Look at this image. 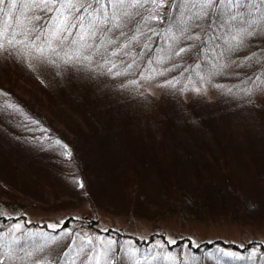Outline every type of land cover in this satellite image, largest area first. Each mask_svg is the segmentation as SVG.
Here are the masks:
<instances>
[{
  "label": "rangeland",
  "instance_id": "obj_1",
  "mask_svg": "<svg viewBox=\"0 0 264 264\" xmlns=\"http://www.w3.org/2000/svg\"><path fill=\"white\" fill-rule=\"evenodd\" d=\"M28 3L29 0H17L19 9L8 8L7 2L3 6L5 11L0 16L15 18L17 22L15 36H22L25 21L38 11L35 6L26 7ZM194 3L195 0H162L157 5L148 0L143 7L130 10L136 13L128 19L130 24L138 18L141 24L153 20L160 29L169 15L167 10L171 9L172 24L162 32L160 40L156 37L158 31L153 33L152 38L145 41L144 53L139 51L148 56L145 73L124 82L128 93L138 98L130 103L129 94L122 93L116 103L120 108L131 110L137 106L135 113L145 121L168 115V110L175 105L178 114L198 105L201 117L209 115L221 130L232 131L235 137L239 132L242 145L238 146L235 140L223 141L226 151L219 146L214 152L207 148L199 157L194 155L199 169L192 170L194 176L192 173L171 176L169 166L172 167L174 154L170 148L174 146L165 138L160 140L166 141L167 148L160 152L158 147L144 146L140 142L133 143L128 150V146L113 138L107 139L104 146L97 145L93 137H108V134L103 127H95L98 122L90 112L84 111L73 93L77 90L87 94L84 85L88 82L84 76L67 75L75 69L72 62L66 66L56 57L46 56L44 44L41 46L46 49L44 55L36 51L38 45L32 49L19 45L29 56L12 54L15 48L10 47L7 53L11 58H8L21 66L12 63L17 72L13 80L19 84L14 89L16 93L22 90L26 97L33 95L26 94L31 88L28 84L34 85L38 96H44V89L56 92L54 124L62 126L63 117L70 116L80 126L87 127L86 135L91 140L81 137L78 131L70 132L71 135L62 133V140L39 138L41 151L15 147L19 150L16 155L22 157L17 163L15 157L1 150L4 144L0 143V216L13 218L7 222L0 220V264H231L233 261L264 264V173L258 170V162L264 163V87H258L264 76L252 84L257 76L264 75V64L261 68L254 67L261 59L255 56L263 43L264 31L248 29L251 35L242 31L248 27L246 21L250 19L244 9H241L244 15L230 20L222 4L190 8ZM102 4L104 9L110 7L107 0H102ZM78 8L77 5L63 9L64 15L68 16L67 10ZM189 11L195 12L191 14L193 19L186 18ZM204 14L213 19L215 28H211L210 36H216V42L208 43L207 51L217 52L223 58L215 76L218 81H212L214 76L207 74L205 82L209 83L192 77L188 83L182 82L179 93L174 85L161 89L164 73L177 72L181 77L192 69L199 55L203 56L204 50L196 54L193 62L187 57L191 50L198 51L200 46L193 42H198L199 36L207 30V19L203 18V26L197 23ZM183 22V26L176 28ZM52 24L46 27L43 38H50ZM83 53L93 54L92 50ZM242 56H252L256 61L242 66ZM212 61L206 59L205 63ZM86 71L85 67L83 72ZM3 72L6 71L0 72V80L6 85L8 76ZM185 75L187 80L188 74ZM232 95L236 98H231ZM214 102L222 106L217 114H214ZM104 113L101 115L105 120H99L103 123L106 121ZM132 115V120L138 117ZM215 115L226 121L217 123ZM188 117L175 115L179 123L175 124V130L188 129L180 125L190 124L192 118ZM108 118L113 120L110 115ZM167 119L161 121V126ZM89 125L95 128L94 133ZM83 139L88 145L82 144ZM137 145L142 151L153 149L154 156L141 155ZM65 151H70L71 156L66 157ZM99 151L114 152L115 161L102 160L104 154ZM156 166L162 170L159 176L153 171ZM80 173L85 178L83 187L79 186ZM217 240L225 245H215L210 252L199 250L193 254L186 246L187 241L196 247ZM24 244L22 254H15V248ZM169 245H173L172 248H168ZM224 253H235L245 259L237 260Z\"/></svg>",
  "mask_w": 264,
  "mask_h": 264
},
{
  "label": "trees",
  "instance_id": "obj_2",
  "mask_svg": "<svg viewBox=\"0 0 264 264\" xmlns=\"http://www.w3.org/2000/svg\"><path fill=\"white\" fill-rule=\"evenodd\" d=\"M80 2L84 3L85 0H81ZM59 5V2H57L56 4L47 5V7H34L35 10L38 11L34 15H30L25 21V27L22 28V36L13 35L14 28L17 25L15 18L3 19L0 16V44L4 45L3 48H0V53H7L9 48L12 47L15 48L12 54L20 53L22 55L29 56L28 51L21 49V46L32 49L34 46L38 45L41 47L42 44H44L47 48L46 56L56 57L58 60H60V63L63 62L66 66H69V64L65 63V61L71 57L72 64L75 66V69H72L73 73H69L67 75L71 76L73 74L74 76L77 74L79 77L84 76L88 82V85H84L85 89L87 90V94L85 93L84 95L78 93L77 90H74L76 89L74 85L73 93L76 94L75 97H77L79 103L81 106H83L82 108L84 111L90 112L93 118L98 122L95 127H103L104 131H106L108 134V137H93V141H96L97 145L104 146L105 143H107V139L113 138L112 140L114 141L119 140L121 145L124 144V146H128V150H130L133 143L140 142L143 143L144 146L152 144L155 147H158V151L160 152L167 148L164 142L168 141L174 146L170 148L174 154L173 158L171 159L172 167L169 166V172L171 173V176H186L189 173H192L194 176L195 172L192 170H199L194 155L199 157L198 155L202 154V152H204L207 148H211V150L214 152L219 146L224 147L223 150L226 151L227 148L224 146L223 141L230 140L233 142L235 140L234 143H236L238 146L239 144L242 145L239 140L241 139L239 137V132L237 137H235V135L232 134V131L228 132V130H221V128L218 127V125L213 121V118L209 117V115H204L201 117L202 114L198 105H196L194 108L191 106L188 107L187 112L182 114L177 113L176 109H178V107L175 105L171 110H168L170 112L168 115L157 117L153 121L152 119L145 121L139 115H137V113H135V111H137V106L132 107L133 110H131L129 107L120 108L116 103L117 98L120 97L122 93L129 94L124 82L129 80V78H138L141 74L143 75V73H145L146 62L149 61L147 60L148 56L146 54H141L139 51L142 50L144 53L145 41L149 37L151 39V35L153 33L158 31L156 37L159 40L161 39L160 36H162V32H166L168 25L172 24L170 19V11H172L171 9L167 10L166 13H169V15H166L164 23L160 29L159 26H157V21L154 22L152 20L141 24L140 18H138L134 24H130L128 19L125 22V20L121 18L120 20L116 21V23L121 25V27L117 28L113 27L111 24L100 25L94 21L93 17L90 16V13H93L95 9H98L100 5L93 3V0H87L85 7L78 8V10L76 9L74 11L67 10L69 21L75 26L70 27L67 31L63 32L60 40H53L52 47L49 48L47 43L49 39L43 38V35L46 33V27H49L50 24L54 22ZM16 8L19 9L18 6H16ZM190 8L194 9L193 5ZM104 10L109 15H111L113 8L112 6H107V8ZM191 11H189L188 14L190 15L186 18L193 19L191 14H195V12L191 13ZM149 12L150 10L147 11L148 15ZM0 15H2V13ZM10 15L11 14H8L7 16ZM33 17H36V19H32ZM80 17L84 18L83 21L79 19ZM203 18L207 19V30H205L203 35L199 36L198 42H193L195 46H200L197 48L198 51L191 50L187 57L189 58L190 62H193L196 58V54L204 50L203 56L200 57L199 55L192 63V69L185 72L188 74L187 80L185 79V73L181 77L177 72L164 73L163 78L161 79V89L167 90L174 85L175 88H178L179 93L182 91V82L186 84L192 77H194L196 80H200L201 82H205V76L207 74H212L214 76L212 81H218L215 79V76L220 63L223 62V58L217 52L209 53L207 51L208 43L211 41L216 42V36H210L211 28H215V26L212 25L213 19H209L207 14H204L200 20L198 19L197 23L203 26L202 24H205V19ZM183 25L184 22L181 25H177L176 28H179ZM148 27H154V29ZM105 29L107 30L105 31ZM93 32L94 35H90V33ZM81 34H85L84 40L80 39ZM10 41L12 43H9ZM190 45H193L192 42ZM210 47L213 48L214 46L210 45ZM200 48H202V50H199ZM52 49H55V51ZM90 50L93 52L92 55L91 53H87ZM82 51L86 52L87 54L83 53ZM77 53H79V55H77ZM113 53H115V55H113ZM32 56L35 57L34 55ZM259 56H261L259 61L252 59V56H242L240 59L241 65H248V61H251L253 64V62L256 61L254 67L261 68V66H263L264 40L263 43L258 47L255 57L259 59ZM8 57L11 58L8 53L4 54V56L0 54V72L6 71L3 72V74L5 77L8 76L6 79V85H4L2 80H0V143L4 144L1 150L8 152L11 154V156L15 157L14 162L17 163L18 160H22V157H18L16 155L19 150L15 147L20 146L22 148L26 147L34 151H41V146L38 145L39 138L45 141L55 138L62 140V133L71 135L70 132L76 133V131H78L81 137L85 138L86 136L87 140H91L88 138V135H86L87 127L80 126L74 121L75 119L71 118L70 116L66 117L65 115L63 117L64 120L61 122L62 126L54 124V117L56 116L55 109L57 108V105L56 103L53 104V101L55 99L54 94H56V92L49 93L46 91L48 89H44V96H38L34 85L28 84L31 88L26 94L34 93L33 95H27L26 97L22 90L16 93L14 89L19 84L18 81L13 80L17 77V72L15 70V66L12 65V63L17 65L19 64L13 60H10ZM85 57H91V59L88 60L85 59ZM186 58H182V60L189 61ZM206 59L207 61L209 59L213 61L210 64H206ZM113 65H115V67H113ZM205 65L209 66V68H205ZM85 67L87 71L83 72ZM109 69L111 70L109 71ZM164 69L165 68H162V70ZM78 76L74 77L78 78ZM262 76L264 75L257 76L256 79L253 80L252 84L259 81L258 78L261 79ZM167 83H170V85H166ZM72 84H74V82ZM88 87L90 89H88ZM133 98L137 99L138 96L129 94L128 102L131 103ZM231 98L236 97L232 95ZM220 100L224 102L222 99ZM231 100L232 99H229V101ZM42 101L44 103H42ZM214 103H216L213 104L216 112L214 114H217L219 113L222 106L217 102ZM9 104L15 105L20 109V111H14L13 109L8 108L7 105ZM103 112L106 114V121L104 123L99 121L105 120L101 115ZM107 114L112 116V121L109 120ZM132 114L137 115L138 117L136 119L134 117L135 120H132L130 119V117L133 118ZM175 115H180L183 117L190 116L192 118V122L190 124L180 123L181 127H188V129L175 130V124L178 123V121L174 118ZM215 116L217 117V123L219 124H223L226 121L221 116ZM165 117L168 119L167 121L163 122L164 126H161L160 123ZM190 117L188 118L190 119ZM205 118L207 119L204 122L203 119ZM107 119L109 121H107ZM200 120L203 122H198ZM88 121L89 120H86L85 122L89 124ZM194 126H196V128H194ZM88 127L93 129V133L96 131L91 125ZM217 127L219 129L218 131H215L217 130ZM210 128L213 129L211 130ZM180 131L181 134L179 133ZM44 136H46V138H44ZM75 136L76 138L79 137L77 135H73V137ZM161 138H165L166 141H164V139L160 140ZM83 141L84 142L82 144L88 145L87 142H85V139H83ZM262 144L264 145V139L262 140ZM136 149L141 153V155L149 158L150 154H155L153 149L142 151L138 145L136 146ZM99 152L103 153L102 151ZM45 154L47 153L45 152ZM103 154L104 156L102 157V160L112 158L113 161H115L114 152L113 154L112 152H110V154L104 152ZM118 158L121 160L120 157ZM157 160L159 159H154V161ZM116 164H118L117 161ZM258 164V170H260L261 173H264V163L258 162ZM157 166H160V164ZM157 166L155 169H153V171H155L156 175L159 176L162 174V170H160ZM130 172H132V170H130ZM81 182L85 183V178L82 175ZM3 192L7 193L5 190H3ZM9 205L12 207L14 206L11 202ZM20 217L24 218V216ZM0 220L2 222H7L12 221L13 218H3L0 216ZM215 245L220 246L225 244L221 240L210 243L204 242L197 245L196 247L192 246L191 243H188V241L186 244L193 254L197 253L199 250L202 252H210L211 248ZM172 246L173 245H169L168 248H172ZM179 247H181L180 244ZM24 248L25 244L23 246L16 247L15 254L21 255ZM230 263L238 264L236 261Z\"/></svg>",
  "mask_w": 264,
  "mask_h": 264
},
{
  "label": "snow or ice",
  "instance_id": "obj_3",
  "mask_svg": "<svg viewBox=\"0 0 264 264\" xmlns=\"http://www.w3.org/2000/svg\"><path fill=\"white\" fill-rule=\"evenodd\" d=\"M6 2L8 8L10 9L17 6V0H0V13H3L5 11V8L3 6L6 4ZM57 2H59L60 4V10H58V15L56 16L55 21L53 22L50 29V38L47 41L49 48L52 47L53 40H60L63 32L67 31L70 27L75 26L70 23L68 16L64 15L63 9L74 8L77 7V5L79 6V8H83L85 7L87 0H85L84 3H81L80 0H29V3L25 5L26 7H41L42 5L47 7V5L56 4ZM146 2H148V0H107V4L112 6L113 8L111 15H109L107 12H105L104 5L102 4L101 0H93V3L100 5V7L98 9H95L93 13H90V16H92L93 20L100 25L111 24L113 27L119 28L121 27V25L119 23H116V21L123 18L126 22L127 19H129L131 16L136 15V13H133L130 10L132 8L143 7L144 3ZM160 2H162V0H151V3L157 5ZM221 4L224 5L227 9L228 17L230 20H237L240 16L244 15L245 13L241 12V9H244L246 11V14L248 17H250V19L246 21L248 27L242 30L244 33L251 35L252 33L249 32L248 29H252L253 31H264V0H195L193 6L199 5L200 8L203 9L211 7L213 5ZM32 19H36V17H33ZM79 19L83 21L84 18L80 17ZM106 30L107 29H105V31ZM90 35H94V32L90 33ZM84 38L85 34H81L80 39L84 40ZM9 43L12 42L10 41ZM3 47L4 45L0 44V48ZM52 50L55 51V49ZM36 51L41 55H44L46 49L43 47H39L36 49ZM77 55H79V53H77ZM113 55H115V53H113ZM85 59L90 60L91 57H85ZM70 62H72L71 57H69L65 61V63ZM113 67H115V65H113ZM110 70L111 69H109V71ZM258 87H264V81H260ZM7 107L13 109L14 111H20L19 108L12 104L7 105ZM56 143L59 144L60 142L56 141ZM64 147L66 148L67 146L65 145ZM64 155L66 157H70L71 152L65 151ZM79 186L83 187V183H79ZM224 255L234 257L237 260L245 259V257L238 256L235 253H224ZM252 258L253 257H249L248 259Z\"/></svg>",
  "mask_w": 264,
  "mask_h": 264
}]
</instances>
